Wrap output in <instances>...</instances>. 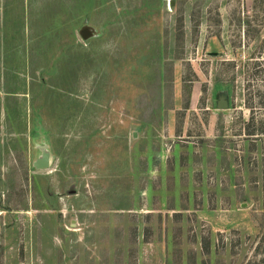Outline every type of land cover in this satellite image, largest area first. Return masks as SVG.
I'll list each match as a JSON object with an SVG mask.
<instances>
[{
  "label": "rangeland",
  "instance_id": "rangeland-1",
  "mask_svg": "<svg viewBox=\"0 0 264 264\" xmlns=\"http://www.w3.org/2000/svg\"><path fill=\"white\" fill-rule=\"evenodd\" d=\"M0 264H264V0H0Z\"/></svg>",
  "mask_w": 264,
  "mask_h": 264
},
{
  "label": "water",
  "instance_id": "water-1",
  "mask_svg": "<svg viewBox=\"0 0 264 264\" xmlns=\"http://www.w3.org/2000/svg\"><path fill=\"white\" fill-rule=\"evenodd\" d=\"M95 32L90 27L86 26L82 28L80 31V36L84 40H88L94 36ZM218 107L220 109H226L228 107V103L225 99V97H222L219 101ZM38 149V156L36 160L33 162V167L37 170H49L52 166V153L50 150V147L47 143H43L40 145H37Z\"/></svg>",
  "mask_w": 264,
  "mask_h": 264
}]
</instances>
